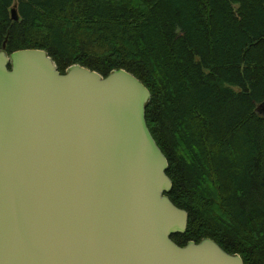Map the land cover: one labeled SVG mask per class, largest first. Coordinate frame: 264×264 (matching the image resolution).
<instances>
[{
  "label": "trees",
  "instance_id": "16d2710c",
  "mask_svg": "<svg viewBox=\"0 0 264 264\" xmlns=\"http://www.w3.org/2000/svg\"><path fill=\"white\" fill-rule=\"evenodd\" d=\"M5 39L9 53L47 50L62 72L136 74L168 194L189 212L172 237L210 236L264 264V0H0Z\"/></svg>",
  "mask_w": 264,
  "mask_h": 264
},
{
  "label": "water",
  "instance_id": "95a60500",
  "mask_svg": "<svg viewBox=\"0 0 264 264\" xmlns=\"http://www.w3.org/2000/svg\"><path fill=\"white\" fill-rule=\"evenodd\" d=\"M12 17L18 19L16 10ZM132 71L64 72L45 49L0 47V264H245L189 212ZM264 108V102L258 105Z\"/></svg>",
  "mask_w": 264,
  "mask_h": 264
},
{
  "label": "rangeland",
  "instance_id": "374dc122",
  "mask_svg": "<svg viewBox=\"0 0 264 264\" xmlns=\"http://www.w3.org/2000/svg\"><path fill=\"white\" fill-rule=\"evenodd\" d=\"M261 112H263V113H264V108H263V110H261Z\"/></svg>",
  "mask_w": 264,
  "mask_h": 264
},
{
  "label": "flooded vegetation",
  "instance_id": "af4514ba",
  "mask_svg": "<svg viewBox=\"0 0 264 264\" xmlns=\"http://www.w3.org/2000/svg\"><path fill=\"white\" fill-rule=\"evenodd\" d=\"M263 110V109H262Z\"/></svg>",
  "mask_w": 264,
  "mask_h": 264
}]
</instances>
